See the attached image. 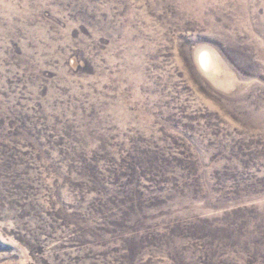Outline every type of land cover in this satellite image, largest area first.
<instances>
[{
	"label": "rangeland",
	"instance_id": "374dc122",
	"mask_svg": "<svg viewBox=\"0 0 264 264\" xmlns=\"http://www.w3.org/2000/svg\"><path fill=\"white\" fill-rule=\"evenodd\" d=\"M0 264H264V0H0Z\"/></svg>",
	"mask_w": 264,
	"mask_h": 264
}]
</instances>
